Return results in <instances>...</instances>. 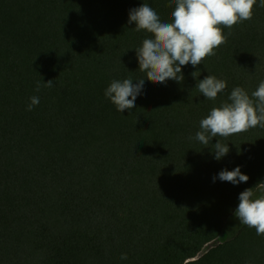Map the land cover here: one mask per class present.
Instances as JSON below:
<instances>
[{
	"label": "trees",
	"instance_id": "obj_1",
	"mask_svg": "<svg viewBox=\"0 0 264 264\" xmlns=\"http://www.w3.org/2000/svg\"><path fill=\"white\" fill-rule=\"evenodd\" d=\"M143 2L168 22L171 0H0V264H264V235L234 214L264 188V128L195 139L234 87L264 80V7L183 81L145 77L121 113L104 93L146 75L135 48L151 34L128 23ZM208 74L227 81L215 100L196 88ZM236 166L247 182H213Z\"/></svg>",
	"mask_w": 264,
	"mask_h": 264
},
{
	"label": "clouds",
	"instance_id": "obj_2",
	"mask_svg": "<svg viewBox=\"0 0 264 264\" xmlns=\"http://www.w3.org/2000/svg\"><path fill=\"white\" fill-rule=\"evenodd\" d=\"M256 4L257 0H171L169 6H174V10L169 14L168 22H163L147 3L130 9L128 23L135 22L136 31L145 30L151 34L142 41L141 46L135 48L138 68L146 75L135 79V84L131 77L112 80L105 89V96L122 113L125 109L136 108L135 101L143 91L145 77L153 83L183 81L182 66L191 64L196 67L206 57L215 55L214 50L227 42L223 29H231L238 23L250 20ZM259 6L264 7V0H259ZM196 73L192 75L197 77ZM44 82V87L53 86L51 79ZM226 86V80L212 74L198 79L196 84L203 97L209 100H215ZM40 87V82H37L36 91ZM29 99L27 110L31 111L39 104V97L32 96ZM257 126L264 128V80L260 81L251 95L243 87H234L227 101L213 107L200 120V130L195 139L208 145L214 137L227 138ZM213 145L216 160L229 152L228 144L218 139ZM217 178L234 185L249 179L240 166L233 170H221L218 177L213 176V182ZM260 192L258 197L253 198V187L243 190L239 194V204L234 214L240 224L254 228L257 235H264V188ZM127 258V253L121 254V260Z\"/></svg>",
	"mask_w": 264,
	"mask_h": 264
},
{
	"label": "rangeland",
	"instance_id": "obj_3",
	"mask_svg": "<svg viewBox=\"0 0 264 264\" xmlns=\"http://www.w3.org/2000/svg\"><path fill=\"white\" fill-rule=\"evenodd\" d=\"M216 243H219V241L212 242L211 244H209V245L207 246V248H211V247H213Z\"/></svg>",
	"mask_w": 264,
	"mask_h": 264
}]
</instances>
